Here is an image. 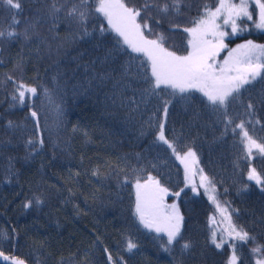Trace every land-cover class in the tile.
<instances>
[{
    "label": "trees",
    "instance_id": "obj_1",
    "mask_svg": "<svg viewBox=\"0 0 264 264\" xmlns=\"http://www.w3.org/2000/svg\"><path fill=\"white\" fill-rule=\"evenodd\" d=\"M218 1L180 0L176 11L173 0H125L130 7L151 5L138 18L150 25L145 35H162L177 54L188 48L182 29ZM19 2L18 12L0 4V252L24 264H227L235 245L237 264L264 258V191L247 179L250 165L264 176V155L249 158L237 127L243 123L264 142V79L245 85L224 108L194 90L173 94L162 86L149 94L147 62L110 30L101 33L107 24L94 10L96 0L87 7L80 0ZM165 3L169 10L161 12ZM74 5L77 15L69 16ZM79 11L87 15L83 23ZM240 21L250 27L232 41L264 42V31ZM21 83L36 89L23 103ZM160 122L176 152H195L223 213L184 185L173 150L157 140ZM148 176L180 193L183 221L172 245L134 214L132 185ZM229 216L254 239L232 240ZM213 221L225 235L216 237L224 241L220 248L212 242ZM257 246L261 251L253 253ZM0 264L10 263L0 258Z\"/></svg>",
    "mask_w": 264,
    "mask_h": 264
},
{
    "label": "snow or ice",
    "instance_id": "obj_2",
    "mask_svg": "<svg viewBox=\"0 0 264 264\" xmlns=\"http://www.w3.org/2000/svg\"><path fill=\"white\" fill-rule=\"evenodd\" d=\"M253 2L256 6L255 19L254 13L249 10V0H239V3H233L232 0H219L215 10L205 5L203 14L194 19L191 26L182 29L188 36L186 55H178L166 48L162 35H157L155 39H150L145 35L146 31H151L150 25L147 20L141 22L138 18L141 17L143 11L151 7L148 3H145L141 8H136L128 6L125 0H96L94 10L103 16L107 22V29L101 26V33L110 30L119 38L118 44H121L122 47L126 46L132 53L144 57V61L147 62L150 69V79L147 74L144 75V80L149 85L145 92L153 94L156 89H160L162 86L172 89L173 94H184L194 90L201 93L210 105L224 108L229 98H235L234 94L240 93L245 85L251 84L258 77L264 79V76H262V73H264V45L255 44L251 40L231 49L222 63L217 64L216 62V57L226 47L223 41L227 33L221 30V24L218 23L220 19H223L224 25L231 27L233 35L242 30L238 24V21L242 18L252 21L255 28L264 31V0H253ZM88 3L89 0H80V5L84 7H87ZM179 3L180 0H173L174 10L179 11ZM0 4L6 6L9 10L15 9L17 12L21 9L19 0H0ZM53 9L54 11H60L55 5H53ZM159 10L167 12L169 10L168 4H163ZM68 15H77L75 5L68 10ZM78 15L82 23L86 21L85 11H79ZM13 22L19 23L18 20H15V13L13 14ZM174 27H179V25ZM88 34L85 31L84 35ZM3 35L4 33L0 32V37H3ZM7 35L13 37L18 33L9 31ZM130 59L134 60L135 58ZM144 61H141V71H143ZM25 93L35 95L36 89L23 83L19 84L18 97L21 103L24 102ZM15 98L14 96L13 99ZM168 103L170 101L165 102V115L168 112ZM248 107L251 109L252 105L249 104ZM32 115L35 117L36 113L33 112ZM159 127L157 140L172 149L173 154L184 164L185 182L186 184L189 183L192 173L188 161L191 160L193 164H196V154L189 149L183 156L178 155L174 144L169 142L164 135V123H161ZM237 127L241 129L242 141L245 144L249 158L253 154V149L264 155V142L258 143L256 139L250 136L243 123L238 124ZM247 179L254 181L264 191V176L258 173L254 167L249 168ZM200 186L204 187L206 192L209 191L210 181L202 173ZM134 188V214L137 219L145 228L154 230L157 233H164L167 237V245H172L180 236L183 217L175 203L165 204L164 199L169 195L168 189L161 186L160 182L152 176H148L143 183L137 178ZM245 188H247V185H245ZM193 191H196L194 185ZM175 195L179 196L180 193H175ZM209 198L215 203L214 197L210 196ZM24 207H29V204H25ZM216 207L222 213L225 211L220 209L218 203ZM226 219L228 220L226 231L232 240L247 242L249 239H254L242 228L233 225L230 216ZM212 242L217 248H220L224 243L223 240L220 243L216 242L215 232L212 233ZM127 247L128 250H132L136 247V244L129 241ZM182 247L187 250L190 244L185 242ZM232 247L234 248L235 245ZM168 250L165 247V251ZM260 251V246L252 249L253 253H259ZM0 257L5 261H9L10 264H24L22 259L10 258L2 252H0ZM237 259L238 257L233 253L228 260V264H237ZM109 260H111V257H109ZM256 264H264V258L257 259Z\"/></svg>",
    "mask_w": 264,
    "mask_h": 264
},
{
    "label": "rangeland",
    "instance_id": "obj_3",
    "mask_svg": "<svg viewBox=\"0 0 264 264\" xmlns=\"http://www.w3.org/2000/svg\"><path fill=\"white\" fill-rule=\"evenodd\" d=\"M219 2V1H218ZM232 2L233 3H239V0H232ZM216 6H218V3L216 4ZM216 6H214V7H212V8H210V9H212V10H215V7ZM250 7H255V9H256V6H255V4H254V2H253V0H249V10L251 11V9H250ZM242 19H246V18H242ZM254 19H255V17H254ZM247 20V19H246ZM248 21V20H247ZM105 22H106V20H105ZM249 22H252V21H249ZM218 23H220L221 24V30L222 31H224L225 33H227V35L224 37V44L226 45V47L223 49V50H221L220 51V53H219V55L216 57V62H217V64H220V63H222L223 62V60L225 59V57H227V55H228V52L231 50V49H234V48H236L238 45H240V44H244V43H246L247 41H249V40H251V41H253V43H255V44H258V45H264V42H258V41H255V40H253L252 38H242V39H240V40H236V41H232L233 39H235L237 36H239V35H241V33H242V31H244L247 27H250V25L248 24V22L246 23V22H242V21H238V24L240 25V27H241V31H239L237 34H235V35H233L232 34V29H231V27L230 26H228V25H224L223 24V19H220L219 21H218ZM253 23V22H252ZM106 24H107V22H106ZM254 24V23H253ZM115 34V33H114ZM187 51H188V48H187ZM187 51L185 52V53H183V54H178V55H186L187 54ZM160 124H161V122H160ZM159 131H160V127H159V130L157 131V135L159 134ZM245 145V144H244ZM189 150V149H188ZM187 150V151H188ZM192 150V149H191ZM187 151H185V152H183V153H181V152H176L178 155H181V156H183ZM193 151V150H192ZM254 151H256L255 149H253V152ZM194 152V151H193ZM247 152V151H246ZM195 153V152H194ZM247 154H248V152H247ZM175 156V159L177 160V162L180 164V166L182 167V170H183V173H184V185L186 186V187H189L192 191H193V185L195 186V188H196V193H199V192H201L209 201H210V203L215 207V208H217L216 207V204L218 203L217 202V200H216V198H215V196H214V191H213V186L210 184V186H209V191L208 192H206L205 191V188L204 187H201L200 186V184H201V173L204 175V176H206L207 177V175L203 172V170L199 167V165H198V162H197V157H196V164H193L192 163V161L191 160H189L188 161V164H189V168H190V170H191V176H190V182L189 183H187L186 184V182H185V167H184V164H182L181 162H180V160H178L177 159V156L176 155H174ZM253 157V154H252V156H251V158ZM250 167H253L252 165H250ZM249 167V168H250ZM144 181H141V183H143ZM254 182V181H253ZM134 184H135V182L133 183V185H132V189H133V192H134V198H135V188H134ZM169 191V190H168ZM194 192V191H193ZM210 196H212V197H214V199H215V203L213 202V200H211L209 197ZM164 202H165V204H167V205H171V204H173V203H175L176 205H177V200H176V195H175V193H173V192H171V191H169V195L168 196H166L165 197V199H164ZM178 207V206H177ZM134 209H135V203H134ZM214 216L212 215L211 216V218H213ZM143 226V225H142ZM144 227V226H143ZM213 229H214V232H215V237H217V235H221V237H224L225 235L220 231V229H219V226L213 221ZM145 228V227H144ZM146 229H148V228H146ZM149 230V229H148ZM150 231H153V232H156V231H154V230H150ZM157 233V232H156ZM160 234H163L165 237H166V235L164 234V233H160ZM220 237V236H219ZM166 239H167V237H166ZM234 253V251H233V248H231L230 249V253H229V256H228V260H229V258H230V256L232 255ZM0 258H2V257H0ZM3 259V258H2ZM4 260V259H3ZM7 262H9V261H7ZM10 263V262H9ZM227 264H228V261H227Z\"/></svg>",
    "mask_w": 264,
    "mask_h": 264
}]
</instances>
